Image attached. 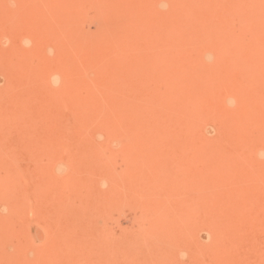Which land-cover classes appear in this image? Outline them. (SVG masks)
I'll return each instance as SVG.
<instances>
[{"label": "rangeland", "instance_id": "1", "mask_svg": "<svg viewBox=\"0 0 264 264\" xmlns=\"http://www.w3.org/2000/svg\"><path fill=\"white\" fill-rule=\"evenodd\" d=\"M263 74L264 0H0V264H264Z\"/></svg>", "mask_w": 264, "mask_h": 264}, {"label": "bare ground", "instance_id": "2", "mask_svg": "<svg viewBox=\"0 0 264 264\" xmlns=\"http://www.w3.org/2000/svg\"><path fill=\"white\" fill-rule=\"evenodd\" d=\"M203 3H204V2H203ZM194 6H195V5H194ZM196 7H197V5H196ZM181 8H182V7H181ZM181 10H182V9H181ZM198 10H199V8H198ZM202 12H203V11H202ZM189 14H190V13H189ZM197 14H198V13H197ZM174 19H175V18H174ZM181 20H182V19H181ZM211 22H212V21H211ZM139 23H140V22H139ZM139 23H138V26L140 27ZM173 24H174V23H173ZM186 24H187V23H186ZM212 24H215V22H214V23L212 22ZM141 25H142V24H141ZM173 26H174V25H172V27H173ZM139 27H138V29H139ZM142 27H143V26H142ZM140 29H141V28H140ZM254 29H255V28H254ZM223 30H224V29H223ZM145 31H146V30H145ZM145 31H144V32H145ZM255 32H256V31H255ZM217 33H218V32H217ZM227 33H229V32H227ZM256 33H257V32H256ZM139 34H141V33H139ZM172 34H173V33H172ZM233 34H234V33H233ZM121 35H122V34H121ZM123 35H124V34H123ZM137 35H138V34H137ZM137 35H136V36H137ZM144 35H145V34H144ZM218 35H219V34H218ZM218 35H217V36H218ZM220 35H221V34H220ZM220 35H219V36H220ZM230 35H231V37H232V34H230ZM117 36L119 37V34H118ZM130 36H131V35H130ZM156 36H157V35H156ZM227 36H228V38H229V35H227ZM132 37H134V36H132ZM143 37H144V36H143ZM145 37H146V36H145ZM220 37H221V36H220ZM111 38H112V37H111ZM111 38L109 37L108 39H111ZM119 38H120V37H119ZM135 38H136V37H135ZM156 38H157V37H156ZM170 38H171V37H170ZM187 38H188V37H187ZM218 38H219V37H218ZM150 39H151V38H150ZM130 40H131V39H130ZM188 40H189V39H188ZM117 41H120V39H118ZM134 41H135V40H134ZM134 41H133V43H135ZM149 41H150V40H149ZM154 41H155V40H154ZM215 41H216V40H215ZM221 41H222V40H221ZM123 42H124V41H123ZM131 42H132V40H131ZM239 42H240V41H239ZM241 42H242V41H241ZM61 43H62V42H61ZM130 44H131V43H130ZM227 44H228V43H227ZM59 45H60V44H59ZM61 45L63 46L64 44L62 43ZM61 45H60V47H62ZM134 45H136V43H135ZM222 45H223V44H222ZM222 45H221V46H222ZM117 46H118V45H117ZM130 47H131V46H130ZM203 47H204V46H203ZM203 47H202V51H203ZM228 47H229V46H228ZM63 48H64V47L61 48L62 51H63ZM230 48H231V47H230ZM232 48H233V47H232ZM133 49H134V48H133ZM221 49H222V48H221ZM233 49H234V48H233ZM129 50L131 51V49H129ZM229 50H230V49H228V51H229ZM231 50H232V49H231ZM219 51L221 52V50H219ZM226 51H227V50H225V52H226ZM230 52H231V51H230ZM230 52H229V53H230ZM63 53H64V51H63ZM218 53H219V52H218ZM218 53H216V54L218 55ZM235 53H236V54H234V55L237 56V53H238V52H235ZM132 54H133V53H132ZM201 54H203V53L201 52ZM222 54H223V53H222ZM222 54H221V55H222ZM226 54H227V53H226ZM238 54H239V53H238ZM255 54H256V52H255ZM223 55H224V54H223ZM223 55H222V56H223ZM227 55H228V54H227ZM227 55H226V56H227ZM230 55H231V54H230ZM230 55H229V56H230ZM232 55H233V54H232ZM232 55H231V56H232ZM239 55H240V54H239ZM243 55H244V54H242L241 57H242ZM248 55L251 56V54H248ZM229 56H227L228 59H229ZM253 56H254V55H253ZM256 56L258 57V55H256ZM127 57H128V56H127ZM218 57H219V56H218ZM218 57H216V58H218ZM223 57H224V56H223ZM227 58H225V59H227ZM234 58H235V57H234ZM237 58H238V57H237ZM239 58H240V57H239ZM242 58H243V57H242ZM69 59H70V58H69ZM182 59H183V57H182ZM225 59H224V60H225ZM230 59H231V58H230ZM243 59H244V58H243ZM243 59H242V60H243ZM67 60H68V59H67ZM216 60H218V59H216ZM220 60H221V59H220ZM224 60H222V61H224ZM231 60H232V59H231ZM254 60H255V59H254ZM184 61H185V60H184ZM184 61H183V62H184ZM226 61H229V60H226ZM236 61H237V60H236ZM238 61H239V60H238ZM240 61H241V60H240ZM252 61H253V60H252ZM216 62H217V61H216ZM247 62H249V61H247ZM255 62H256V61H255ZM128 63H129V62H128ZM185 63H186V62H185ZM218 63H220V62L218 61ZM221 63H222V62H221ZM221 63H220V64H221ZM239 63H240V62H237L236 64L238 65ZM245 63H246V62H245ZM216 64H217V63H215V65H216ZM227 64H229V63H227ZM230 64H231V63H230ZM236 64H233V65H236ZM242 64H243V63H242ZM256 64H257V63H256ZM180 65H181V64H180ZM240 65H241V64H240ZM240 65H238V66H240ZM244 65H245V64H244ZM244 65H243V66H244ZM251 65H252V64H251ZM107 66H108V65H107ZM238 66H237V67H238ZM249 66H250V65H249ZM230 67H231V66H230ZM257 67L259 68V66H257ZM257 67H253V68L256 69ZM243 68H244V67H243ZM249 68H250V67H249ZM183 69H184V68H183ZM250 69H251V68H250ZM257 70H258V69H257ZM178 71H181V70L178 69ZM184 71H185V69H184ZM235 72H236V71H235ZM253 73L256 74V72H253ZM246 74H248V73L246 72ZM176 75H177V74H176ZM252 75H253V74H252ZM263 75H264V74H263ZM205 76H206V75H205ZM205 76H204V77H205ZM208 76H209V75H208ZM253 76H254V75H253ZM181 77H183V76H181ZM255 77H256V75H255ZM258 77H260V76H258ZM191 78H192V77H191ZM197 78H198V77H197ZM256 78H257V77H256ZM256 78H255V79H256ZM192 79H193V78H192ZM199 79H200V78H199ZM209 79H210V78H209ZM209 79H208V80H209ZM215 79H216V78H215ZM255 79H254V80H255ZM181 80H182V79H181ZM200 80H202V79H200ZM208 80H207V81H208ZM250 80H253V79H250ZM259 80H260V79H259ZM186 81L188 82V80H186ZM203 81H205V79H204ZM52 82H53V81H52ZM180 82H181V81H180ZM182 82H183V81H182ZM209 82H210V81H209ZM209 82H208V83H209ZM215 82H216V81H215ZM257 82H258V79H257ZM257 82H256V83H257ZM259 82H260V81H259ZM261 82H262V80H261ZM262 83H264V81H263ZM215 84H216V83H215ZM209 86H210V85L208 84V88H209ZM212 87H213V86H212ZM209 89H210V88H209ZM227 92L232 94V91H231V90H228ZM198 93H200V90H199ZM198 93H197V94H198ZM202 93H203V91H202ZM234 93H235V92H234ZM226 94H227V93H226ZM231 94H230V95H231ZM198 95H199V94H198ZM224 95H225V94H224ZM227 96L229 97V95H227ZM227 96H226V98H228ZM226 98H225V99H226ZM17 105H18V104H17ZM24 106H25V105H24ZM24 108H25V107H24ZM21 109H23V108H21ZM7 110H8V109H7ZM23 119H24V118H23ZM10 120H11V119H10ZM3 121H4V120H3ZM15 122H16V121H15ZM27 129H28V128H27ZM28 132L30 133L29 130H28ZM32 132H33V131H32ZM231 158H233L232 155H231ZM208 167H209V166H208ZM206 168H207V167H206ZM207 170H208V168H207ZM0 186H1V185H0ZM56 186H57V185H56ZM260 186H261V185H260ZM262 186H263V184H262ZM58 187H59V186H58ZM263 187H264V186H263ZM42 188H43V187H42ZM55 188H56V187H55ZM35 189H36V188H35ZM111 189H112V188H111ZM41 190H42V189H41ZM237 190H238V189H237ZM37 191H38V190H37ZM37 191H36V192H37ZM40 192H41V191H40ZM121 193H122V192H121ZM107 194H108V193H107ZM255 194H256V193H255ZM255 194H254V197H255ZM37 195H38V194H37ZM2 196H3V195H2ZM247 197H248V196H247ZM256 198H258V196H257ZM3 199H4V198H3ZM40 199H41V198H40ZM42 199H44V198H42ZM247 199H248V198H247ZM249 199H250V198H249ZM249 199H248V200H249ZM251 199H253V198H251ZM44 200H45V199H44ZM248 200H245V202H247ZM249 201H250V200H249ZM254 201H256V199H255ZM245 202H244V203H245ZM261 202H262V201H261ZM263 202H264V201H263ZM254 203H255V202H254ZM246 204H247V203H246ZM246 204H244V205H246ZM28 205H29V204H28ZM30 205H31V204H30ZM234 205H235V204H234ZM234 205H231V206H234ZM261 207H262V206H261ZM28 208H29V207H28ZM40 208H41V207H40ZM246 208H247V207H246ZM262 208H264V207H262ZM37 209H38V208H37ZM227 209H228V208H227ZM244 209H245V208H244ZM259 209H260V208H259ZM39 210H40V209H38V211H39ZM41 210H42V209H41ZM46 210H47V209H46ZM220 210H221V209H220ZM250 210H251V209H250ZM229 211H231V210H229ZM48 212H49V211H48ZM218 212H219V211H218ZM220 212H221V211H220ZM231 212H232V211H231ZM233 212H234V211H233ZM40 214H41V213H40ZM42 214H43V213H42ZM66 214H68V212H67ZM223 214H225V213H223ZM231 214H232V213H231ZM233 214H234V213H233ZM248 214L250 215V214H251V211H250V213H248ZM46 215H47V214H46ZM225 215H226V214H225ZM44 216H45V214H44ZM223 216H224V215H223ZM231 216H232V215H231ZM236 216H237V215H236ZM258 216H259V215H258ZM263 216H264V214H262V217H263ZM45 217H46V216H45ZM239 217H240V216H238V218H239ZM215 218H216V217H215ZM222 218H224V217H222ZM236 218H237V217H236ZM238 218H237V220H238ZM241 218H242V217H241ZM217 219H218V218H217ZM231 219H232V218H231ZM231 219H230V220H231ZM208 220H209V219H208ZM218 220H219V219H218ZM252 220H253V219H251V221H252ZM260 220H261V218L258 219V222H259ZM240 221H241V220H240ZM255 221H256V220H255ZM261 221H262V220H261ZM230 222H231V221H230ZM242 222H243V221H242ZM258 222H257V223H258ZM220 223L223 224L222 222H220ZM236 223H237V222H236ZM239 223H240V222H239ZM239 223H238V226L241 225V224H239ZM71 224H72V223H71ZM88 224H89V223H88ZM254 224H255V223H254ZM91 225H92V223H91ZM91 225H90V226H91ZM255 225H256V224H255ZM214 226H215V225H213V227H214ZM220 226H221V225H220ZM226 226H227V225H226ZM259 226H260V225H259ZM250 227H251V226H250ZM243 228H244V227H243ZM243 228H242V229H243ZM65 229H66V228H65ZM67 229H68V228H67ZM88 229H89V228H88ZM210 229H211V226H210L209 230H210ZM224 229H225V226H224ZM232 229H233V228H232ZM251 229H252V228H251ZM249 230H250V229H249ZM216 231H217V229H216ZM216 231H215V233H216ZM232 231H234V229H233ZM232 231H231V232H232ZM235 231H236V230H235ZM241 231H242V230H241ZM84 232H85V230H84ZM225 232H226V230H225ZM237 232H238V231H237ZM244 232H245V231H244ZM86 233H87V232H86ZM211 234H212V233H211ZM221 234H222V233H221ZM215 235H216V234H215ZM219 235H220V233H219ZM233 235H234V234H233ZM235 235H237V234H235ZM245 235H246V233H245ZM220 236H221V235H220ZM237 236H239V235H237ZM71 237H72V236H71ZM244 237H246V236H244ZM211 238H212V237H211ZM214 238H216V236H214ZM234 238H235V237H234ZM237 238H239V237H237ZM220 239H222V238H220ZM240 239L244 240L243 238H240ZM253 240H255V239H253ZM214 241H215V240H214ZM214 241L212 242V244L215 243ZM221 241H222V240H221ZM221 241L218 240V241L216 242V244H218V243L220 244ZM228 242H229V241H228ZM238 242H239V240H237V243H238ZM251 242H252V240H251ZM93 244H94V243H93ZM230 244H232V243H230ZM110 245H111V244H110ZM110 245H109V246H110ZM213 245H214V244H213ZM238 245H239V244H238ZM251 245H252V243H251ZM217 246H218V245H217ZM253 246H254V245H252V248H253ZM258 246H259V245H258ZM237 248H238V247H237ZM210 249H211V248H210ZM213 249H214V248H213ZM215 249H216V248H215ZM219 249H220V248H219ZM241 249H242V248H241ZM250 249H251V248H250ZM216 250H217V249H216ZM223 250H224V248H223ZM237 250H238V249H237ZM246 250H247V249H246ZM248 250H249V248H248ZM224 251H225V250H224ZM229 251H231V250H230V247H229ZM238 251H239V250H238ZM250 251H251V250H250ZM260 251H261V253H262V250H260ZM263 252H264V250H263ZM95 253H96V252H95ZM223 253H224V252H223ZM233 253H234V252H233ZM236 253H237V251H236ZM261 253H260V254H261ZM255 254L259 255L258 253H255ZM263 254H264V253H263ZM210 255H211V254H210ZM224 255H225V254H224ZM212 256H213V255H212ZM214 256H215V255H214ZM217 256H218V255H217ZM225 256H226V255H225ZM225 256H224V257H225ZM229 256H230V255H229ZM262 256H263V255H262ZM111 257H112V256H111ZM113 257H115V256H113ZM218 257H219V256H218ZM233 257H234V256H233ZM233 257H232V258H233ZM245 257H246V256H245ZM245 257H244V258H245ZM259 257H260V256H259ZM215 258H217V257H215ZM225 258H226V259L228 258L227 260H229V259L231 260V259H232L231 257H230V258L228 257V254H227V256H226ZM225 258H224V260H225ZM239 258H240V257H239ZM263 258H264V257H263ZM213 259H214V257H213ZM261 259H262V258H261ZM230 260H229V261H230ZM236 260H237V258H236ZM240 260H241V258H240ZM232 261H233V260H232ZM234 261H235V260H234ZM234 261H233V262H234ZM238 261H239V260H238ZM209 262H210V261H209ZM213 262H214V260H213ZM236 262H237V261H236ZM239 263H240V262H239ZM227 264H232V263H228V262H227ZM241 264H242V263H241ZM255 264H256V262H255ZM258 264H259V263H258Z\"/></svg>", "mask_w": 264, "mask_h": 264}]
</instances>
